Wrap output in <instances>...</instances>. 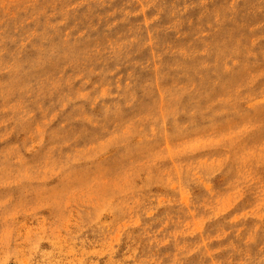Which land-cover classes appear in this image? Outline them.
I'll return each mask as SVG.
<instances>
[{
	"label": "rangeland",
	"instance_id": "1",
	"mask_svg": "<svg viewBox=\"0 0 264 264\" xmlns=\"http://www.w3.org/2000/svg\"><path fill=\"white\" fill-rule=\"evenodd\" d=\"M0 264H264V0H0Z\"/></svg>",
	"mask_w": 264,
	"mask_h": 264
}]
</instances>
